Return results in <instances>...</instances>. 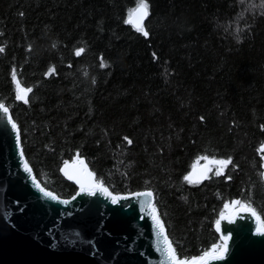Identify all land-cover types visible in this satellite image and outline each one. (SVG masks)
I'll return each mask as SVG.
<instances>
[{
	"label": "trees",
	"instance_id": "16d2710c",
	"mask_svg": "<svg viewBox=\"0 0 264 264\" xmlns=\"http://www.w3.org/2000/svg\"><path fill=\"white\" fill-rule=\"evenodd\" d=\"M136 2L0 0V102L44 188L72 196L59 168L83 156L112 193L150 189L189 259L219 241L225 204L250 202L264 220V4L148 0L145 37L125 23ZM205 156L233 163L188 184Z\"/></svg>",
	"mask_w": 264,
	"mask_h": 264
},
{
	"label": "water",
	"instance_id": "95a60500",
	"mask_svg": "<svg viewBox=\"0 0 264 264\" xmlns=\"http://www.w3.org/2000/svg\"><path fill=\"white\" fill-rule=\"evenodd\" d=\"M8 116L14 121L10 110L7 114L0 111V264H168L158 250L165 245L149 216L145 203L149 198L133 195L150 189L121 194L104 185L112 196L120 197L113 204L112 196L100 191L95 195L81 192L80 185L61 171L65 161L59 171L76 187L74 194L60 197L40 183L57 199L44 196L32 180L33 171L32 175L24 171L26 158L20 156L22 148ZM79 159L93 173L85 157ZM76 160L77 156L67 162ZM205 164V160L196 164L197 172ZM261 180L264 185V168ZM229 211L224 207L222 212L227 216ZM216 221L213 228L221 243L223 235H230L228 250L223 259L208 264H264V234L257 232L255 216L239 212L232 222L222 220L220 231ZM165 234L171 241L166 228Z\"/></svg>",
	"mask_w": 264,
	"mask_h": 264
},
{
	"label": "snow or ice",
	"instance_id": "6c2138e0",
	"mask_svg": "<svg viewBox=\"0 0 264 264\" xmlns=\"http://www.w3.org/2000/svg\"><path fill=\"white\" fill-rule=\"evenodd\" d=\"M261 3L264 4V0H261ZM149 15H150V5L148 3V0H137L136 7L129 10L128 18L125 20V23L132 24L137 32L147 37L149 33L145 29L144 21ZM53 46L55 47V45ZM3 51L4 48L0 47V52ZM84 52H85V48L81 47L75 50V55L80 56ZM100 66L107 67V63L103 60L102 57H101ZM54 70H55L54 68H50L48 73L46 74H51L52 72H54ZM12 78L16 84L15 99L21 100L24 103H28L29 102L28 94L32 91V89L24 88L20 85L19 80H17L16 78L15 69H13ZM0 111H2L4 114H7L9 112V109L3 103H0ZM7 120L8 123L11 124L12 130L15 132L16 143L19 146L20 144L19 128L17 127L16 123L12 121L10 116L7 117ZM262 128H264V126H262ZM124 139L127 141L128 144L132 143V141L128 137H125ZM259 151L264 152V143L261 144ZM20 156L21 158H23L24 156L22 149L20 150ZM201 159L207 161V164H205L199 172H197L196 166L194 165L193 170L188 172L186 175H184L183 179L188 184H197L205 179H208L209 178L208 173L212 171L210 165L217 166L215 175L220 176L223 174L224 169H226L230 164L233 163L231 158L209 159L207 156H205V157H201ZM23 167L25 172L29 173V175H32L33 170L29 166L27 160L24 161ZM61 171H63L64 175L69 180H75L76 183L80 185L81 192H87L90 195H95L97 191H100L104 194H107L108 196H112V194L108 191V189L104 187L103 182L95 179L94 173L90 172L87 169V166L84 165L83 160L79 159V156H77V160L74 161L72 164H69L66 161L64 164V168L61 169ZM32 180L36 184V187L41 192H43L44 196L49 197L51 199H57V197L52 192L46 191L43 187L40 186V182L36 179V176L32 175ZM133 195L138 197L149 198L145 202L147 208L150 210L149 216L154 222L157 236L163 238L165 245L162 249L158 248V250L163 251L168 261V264H208L209 260H220L224 258V255L227 253L228 250V240L230 238V235H223L221 237L222 243L219 245H213L212 249L210 251H206L202 256L193 257L190 260L178 259L171 241L168 240V237L165 234V225L161 220L160 215L157 212L155 203L153 202V193L151 191H145V192L134 193ZM118 199H120V197L112 196V203L113 204L117 203ZM224 207L226 210L231 209V211L228 212L227 216L225 215L224 212L220 214V219H217L216 221L217 231H220L221 229L222 220L227 219L229 222H232V217L234 215H239V212H247L255 216L256 220L259 222L257 227V232L264 234V220H262L261 217L256 213V210L252 208L250 202L245 203L240 200H235L232 201L231 203L225 204Z\"/></svg>",
	"mask_w": 264,
	"mask_h": 264
},
{
	"label": "rangeland",
	"instance_id": "374dc122",
	"mask_svg": "<svg viewBox=\"0 0 264 264\" xmlns=\"http://www.w3.org/2000/svg\"><path fill=\"white\" fill-rule=\"evenodd\" d=\"M263 166H264V163H263ZM224 210V209H223ZM219 244H221V241L219 240L217 243H215L214 245H219ZM213 247V246H212ZM212 247H210V248H212Z\"/></svg>",
	"mask_w": 264,
	"mask_h": 264
}]
</instances>
